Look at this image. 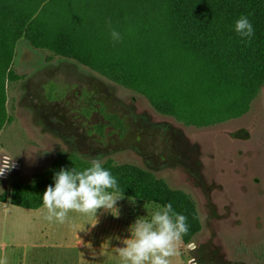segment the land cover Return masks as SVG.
<instances>
[{
  "label": "rangeland",
  "instance_id": "1",
  "mask_svg": "<svg viewBox=\"0 0 264 264\" xmlns=\"http://www.w3.org/2000/svg\"><path fill=\"white\" fill-rule=\"evenodd\" d=\"M16 52L13 70L22 79L7 86L15 121L0 131V157L13 158L16 166L0 177V195L36 179L60 153L88 162L97 158L145 176L185 209L196 250L181 241L171 264H189L192 257L197 264H264V85L245 115L199 129L157 113L143 96L26 40ZM107 115L124 121L123 137ZM98 125L108 126L104 138ZM5 205L0 203V244L12 236L22 247L5 253L0 246V264H26L28 257L36 258L33 264H78L77 251L67 245L75 246L97 221L102 224L94 236H124L138 218L150 220L158 210L157 204L123 197L117 213L100 210L95 218L70 212L60 224L45 219V207ZM5 221L12 226L8 233L1 227ZM47 242L56 246L23 247ZM110 247L100 239L86 264H125Z\"/></svg>",
  "mask_w": 264,
  "mask_h": 264
},
{
  "label": "trees",
  "instance_id": "2",
  "mask_svg": "<svg viewBox=\"0 0 264 264\" xmlns=\"http://www.w3.org/2000/svg\"><path fill=\"white\" fill-rule=\"evenodd\" d=\"M242 15L253 25L250 40L235 31ZM112 30L121 34L119 42ZM22 40L143 96L157 113L187 127H212L245 115L264 85V0H0V131L15 121L7 86L22 79L13 70ZM107 120L125 135L121 118L107 115ZM107 127H95L101 138ZM90 166L75 153H60L33 181L13 184L0 203L40 210L55 173ZM102 166L123 197L161 207L171 203L187 217L182 242H193L185 209L159 185L109 163Z\"/></svg>",
  "mask_w": 264,
  "mask_h": 264
},
{
  "label": "clouds",
  "instance_id": "3",
  "mask_svg": "<svg viewBox=\"0 0 264 264\" xmlns=\"http://www.w3.org/2000/svg\"><path fill=\"white\" fill-rule=\"evenodd\" d=\"M235 31L248 40L254 35L252 23L243 15L236 21ZM111 37L115 42L122 39L116 30H112ZM15 166L13 158L0 157V177ZM53 179L54 186L48 185L42 196L45 219L50 222L64 224L70 212L95 218L100 210L117 213V201L123 198L116 178L97 158L83 171L61 168ZM157 209L150 220L138 218L130 226L131 238L123 241L125 247L117 249L125 264H171V258L179 255L178 245L189 231L187 217L176 213L171 203L157 205ZM190 248L195 251L196 245ZM189 264H197L196 258L192 257Z\"/></svg>",
  "mask_w": 264,
  "mask_h": 264
},
{
  "label": "crops",
  "instance_id": "4",
  "mask_svg": "<svg viewBox=\"0 0 264 264\" xmlns=\"http://www.w3.org/2000/svg\"><path fill=\"white\" fill-rule=\"evenodd\" d=\"M1 204H4V203H1ZM5 204H7V203H5ZM100 224H102V223H99V221H97L94 224V226H92V228L89 230V233L87 235H83L82 237L81 236H78L76 238V245L75 246H69V245H67V249L68 250H76L77 251L76 259H78V264H86V261H89L88 259L91 258V257H88V256H91V255H89V252L94 251L95 245H96V243L100 239L103 240L104 246H105V244L111 246L110 247L111 248V251H114V252H116L118 254L117 249L126 246L123 243V241L125 239L131 238V235H126L129 231L128 232L124 231L126 233L124 236H121L120 234H113V235L111 234V235H106V236L104 235L102 238L100 236H97L96 237V236H94V233H96L98 230H100V228H101L100 227L101 226ZM1 227L4 229V233L5 232L8 233V231H11L12 230L10 228L12 226L9 224L8 221L3 222V224L1 225ZM125 227H127V226H125ZM27 228H30V227H27ZM115 229H116V227H115ZM47 239H50V238H47ZM10 240H7L6 241L5 239H3L2 243L0 244L2 250L5 253H6V251L9 248L15 249L17 247H22L21 244H17L16 239L14 237L11 236L10 237ZM55 246L56 245H52L50 242H47V245H43L41 243H29L27 245H24L23 247L25 249H27V250H30V249H33V250H35V249H37V250L49 249V250H51ZM46 259H51V257L48 256ZM25 260L27 261L26 264H30V262H31V264H33L34 261L36 260V258L34 257L31 260L30 257H28ZM45 264H51V261L48 262V263L46 262Z\"/></svg>",
  "mask_w": 264,
  "mask_h": 264
}]
</instances>
